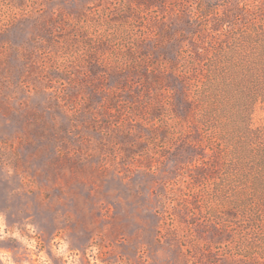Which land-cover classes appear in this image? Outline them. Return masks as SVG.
<instances>
[{
	"label": "rangeland",
	"instance_id": "rangeland-1",
	"mask_svg": "<svg viewBox=\"0 0 264 264\" xmlns=\"http://www.w3.org/2000/svg\"><path fill=\"white\" fill-rule=\"evenodd\" d=\"M137 2L0 0V264H264V0Z\"/></svg>",
	"mask_w": 264,
	"mask_h": 264
},
{
	"label": "trees",
	"instance_id": "trees-1",
	"mask_svg": "<svg viewBox=\"0 0 264 264\" xmlns=\"http://www.w3.org/2000/svg\"><path fill=\"white\" fill-rule=\"evenodd\" d=\"M137 3H141L140 0H138ZM174 60L171 59L169 64H173V61H176V57L174 56ZM259 75L262 79H264V67L263 69L259 70ZM179 76V75H178ZM172 78L175 79L177 83H181L183 86V93L185 95V83L181 79L177 77L175 72L172 70ZM263 85L258 88V90L254 93L255 96L253 97V101L261 100V102H264V80ZM187 86V85H186ZM183 102L185 104H189V100L183 99ZM250 107V104L245 106L243 110L242 115V130H241V152L240 156L237 158L238 166L242 170L241 174V187L244 189L251 188L254 189L252 194L254 192H261L264 193V127L263 129L255 128L252 129L249 125V116H248V109ZM243 169L245 171H243ZM264 196L262 197V199ZM257 212L251 211L249 214V219L253 222L255 220H259Z\"/></svg>",
	"mask_w": 264,
	"mask_h": 264
}]
</instances>
